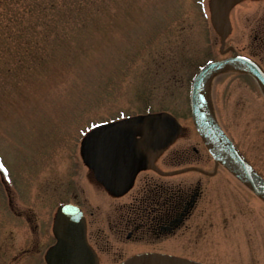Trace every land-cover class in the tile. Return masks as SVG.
Returning a JSON list of instances; mask_svg holds the SVG:
<instances>
[{
  "label": "rangeland",
  "instance_id": "rangeland-1",
  "mask_svg": "<svg viewBox=\"0 0 264 264\" xmlns=\"http://www.w3.org/2000/svg\"><path fill=\"white\" fill-rule=\"evenodd\" d=\"M216 10L215 0H0V163L7 169H0V264H33L31 231L10 210L32 215L33 197L49 212L64 200L105 195L85 148L100 122L170 113L179 124L171 147H197L199 164L212 170L189 95L200 67L221 57ZM263 17L264 0H235L224 13L228 44L264 64V42L255 38ZM207 85L217 119L264 176L259 84L228 71ZM216 169L200 176L204 230L146 248L209 264H264V199L226 167Z\"/></svg>",
  "mask_w": 264,
  "mask_h": 264
},
{
  "label": "flooded vegetation",
  "instance_id": "flooded-vegetation-1",
  "mask_svg": "<svg viewBox=\"0 0 264 264\" xmlns=\"http://www.w3.org/2000/svg\"><path fill=\"white\" fill-rule=\"evenodd\" d=\"M257 31L261 33L255 38L264 42V28ZM145 118L149 120L151 116L146 115ZM142 140L139 135H118L114 138L109 152L117 174L115 180L102 177L99 164L89 163L97 188L105 193L102 197L95 193L93 201L89 198L82 199V203L64 200L58 208L49 212L40 209V202L33 197L32 215L25 216L17 209H14L15 212L10 210L13 214L11 220L15 223L17 219H22L31 231V245L27 252H30L33 264H53V254L59 244L55 224L59 208L63 205L76 207L84 219L85 235L81 236L83 263L119 264L134 254L146 251L196 259L183 253L146 248V244L161 243L183 232L204 230L198 219L205 192L201 177L215 176L216 168L224 165L215 161L212 170L204 164L200 165L199 149L192 145L171 147L173 142L163 151L153 153ZM201 143L206 147L202 139ZM167 165L171 169L167 170ZM182 175L185 177H180ZM8 197L7 205L12 209L17 199L14 201V195ZM208 212V217H212V211Z\"/></svg>",
  "mask_w": 264,
  "mask_h": 264
},
{
  "label": "water",
  "instance_id": "water-1",
  "mask_svg": "<svg viewBox=\"0 0 264 264\" xmlns=\"http://www.w3.org/2000/svg\"><path fill=\"white\" fill-rule=\"evenodd\" d=\"M233 0H216L218 11L215 14L216 28L222 35L225 43L226 29L222 22V12ZM232 49V48H231ZM229 69H237L248 72L259 83L264 92V69L256 61L249 57L234 53L233 56L209 61L195 75L190 93L191 111L194 124L201 137L213 152L216 159L224 163L235 175L246 183L258 195L264 198V179L246 160L234 143L222 130L212 115L205 96V82L212 75ZM176 134V122L169 116L157 115L149 120L135 118L129 121L101 127L94 131L88 140L87 150L90 159L99 164L102 174L111 180L117 179V174L112 165L110 147L114 138L118 135L143 136L142 142L153 153L164 150L173 140ZM83 221L80 214L73 207L63 208L56 223V234L60 244L53 256V264H87L75 258V245L81 247L84 235ZM72 253V254H71ZM63 257L67 258L63 261ZM64 258V259H65ZM69 259V260H68ZM71 259V260H70ZM68 260V262H67ZM121 264H204L194 260L157 252H146L134 255Z\"/></svg>",
  "mask_w": 264,
  "mask_h": 264
},
{
  "label": "bare ground",
  "instance_id": "bare-ground-1",
  "mask_svg": "<svg viewBox=\"0 0 264 264\" xmlns=\"http://www.w3.org/2000/svg\"><path fill=\"white\" fill-rule=\"evenodd\" d=\"M228 71H240V70H237V69H229V70H223V71H220V73H223V72H228ZM209 79V78H208ZM207 79V80H208ZM207 80H206V82H205V86H206V83H207ZM254 194H255V192L254 191H252ZM256 195V194H255ZM259 196V195H258Z\"/></svg>",
  "mask_w": 264,
  "mask_h": 264
},
{
  "label": "snow or ice",
  "instance_id": "snow-or-ice-1",
  "mask_svg": "<svg viewBox=\"0 0 264 264\" xmlns=\"http://www.w3.org/2000/svg\"><path fill=\"white\" fill-rule=\"evenodd\" d=\"M0 169L4 170L5 172L7 171V169L4 168V165L2 163H0Z\"/></svg>",
  "mask_w": 264,
  "mask_h": 264
}]
</instances>
